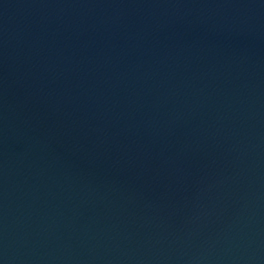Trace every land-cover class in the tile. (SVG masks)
I'll return each instance as SVG.
<instances>
[{
	"label": "water",
	"instance_id": "obj_1",
	"mask_svg": "<svg viewBox=\"0 0 264 264\" xmlns=\"http://www.w3.org/2000/svg\"><path fill=\"white\" fill-rule=\"evenodd\" d=\"M0 264H264V0H0Z\"/></svg>",
	"mask_w": 264,
	"mask_h": 264
}]
</instances>
